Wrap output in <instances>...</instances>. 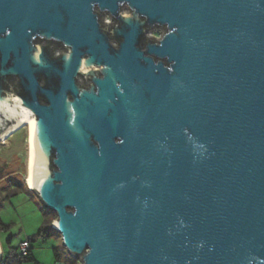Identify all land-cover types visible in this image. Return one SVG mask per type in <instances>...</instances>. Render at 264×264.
Returning a JSON list of instances; mask_svg holds the SVG:
<instances>
[{
    "label": "water",
    "instance_id": "1",
    "mask_svg": "<svg viewBox=\"0 0 264 264\" xmlns=\"http://www.w3.org/2000/svg\"><path fill=\"white\" fill-rule=\"evenodd\" d=\"M26 123L80 264H264V0H0V141Z\"/></svg>",
    "mask_w": 264,
    "mask_h": 264
},
{
    "label": "rangeland",
    "instance_id": "2",
    "mask_svg": "<svg viewBox=\"0 0 264 264\" xmlns=\"http://www.w3.org/2000/svg\"><path fill=\"white\" fill-rule=\"evenodd\" d=\"M21 129L0 143V165H4L8 173L0 181V220L10 226L8 230L0 231V246L4 257L6 259L14 252L18 253L21 245L30 241L34 261L23 264H80L64 247L59 233H52L49 238L36 236L44 225L46 213L43 203L27 185L29 127ZM16 181H24L28 191H21L6 199L9 193L7 187L16 184ZM54 221H57V216L51 228ZM10 237L13 239L8 244ZM55 252L59 253V260Z\"/></svg>",
    "mask_w": 264,
    "mask_h": 264
},
{
    "label": "trees",
    "instance_id": "3",
    "mask_svg": "<svg viewBox=\"0 0 264 264\" xmlns=\"http://www.w3.org/2000/svg\"><path fill=\"white\" fill-rule=\"evenodd\" d=\"M7 176H8V173H7L6 167L4 165H0V181L5 179ZM7 189L9 191V193L6 196V199L13 197V196H16L21 191H24V190L28 191L24 181H16V184H14L12 186H8ZM44 211L46 213V219L44 221V225L38 231L36 236L37 237H43V238H49L52 233H58L53 228H51V223L56 218V215L53 212H50L47 208H45ZM9 228H10L9 225L3 223L0 220V231L8 230ZM12 239L13 238L10 237L7 240L8 244H10L12 242ZM31 241H34V239H32ZM55 257H56V259L59 260V258H60L59 253L55 252ZM30 261H34V258L32 257V249L31 248L29 250V255L27 257L21 258L18 256L17 252H14L13 254H11L9 257H7L5 259V264H23V263L30 262Z\"/></svg>",
    "mask_w": 264,
    "mask_h": 264
},
{
    "label": "flooded vegetation",
    "instance_id": "4",
    "mask_svg": "<svg viewBox=\"0 0 264 264\" xmlns=\"http://www.w3.org/2000/svg\"><path fill=\"white\" fill-rule=\"evenodd\" d=\"M95 12L97 13V15L99 17V21H100V23L102 24L103 27H106V28L110 29L113 26L118 24L117 20L110 13L101 11L98 8V6H95ZM121 13H123V14H131V10H130V8H129V6L127 4H124L122 6ZM162 33H163V30L158 28V29H155L154 31L150 32L148 34V36L151 39H153V40H158L161 37ZM111 42H112V44L115 47H118V43H117L116 40L111 39ZM38 43H39L40 46L49 47L51 49L53 48L55 57H60L65 51L64 47H62L60 44H58L56 42H48V41H44V40L38 39ZM11 81L13 82V84L17 83L16 80H11ZM42 83H43V81H42ZM78 84L80 86H82V87H86L87 86L86 81H84V79L82 77L78 78ZM21 128L23 129L25 127H21Z\"/></svg>",
    "mask_w": 264,
    "mask_h": 264
},
{
    "label": "built area",
    "instance_id": "5",
    "mask_svg": "<svg viewBox=\"0 0 264 264\" xmlns=\"http://www.w3.org/2000/svg\"><path fill=\"white\" fill-rule=\"evenodd\" d=\"M30 248H31L30 241L23 243L20 249L18 250V256L21 258L27 257L29 255ZM0 251H1L0 264H5V257H4L1 246H0Z\"/></svg>",
    "mask_w": 264,
    "mask_h": 264
},
{
    "label": "bare ground",
    "instance_id": "6",
    "mask_svg": "<svg viewBox=\"0 0 264 264\" xmlns=\"http://www.w3.org/2000/svg\"><path fill=\"white\" fill-rule=\"evenodd\" d=\"M25 126H28L29 127V154H30V124L29 123H26L25 125H23L22 127H25ZM21 128V127H20ZM20 128H18L17 130H19ZM17 130L15 131V132H17ZM14 132V133H15ZM14 133H12V134H14ZM10 137V136H9ZM8 137V138H9ZM7 138V139H8ZM3 141H6V139L5 140H3ZM2 142V140L0 141V143ZM29 159V158H28ZM28 177H29V172L27 173V180H28ZM27 184H28V182H27Z\"/></svg>",
    "mask_w": 264,
    "mask_h": 264
}]
</instances>
